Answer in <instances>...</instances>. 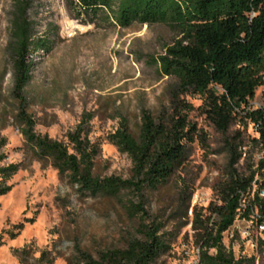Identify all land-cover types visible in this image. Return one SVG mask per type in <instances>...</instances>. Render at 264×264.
I'll use <instances>...</instances> for the list:
<instances>
[{"label":"rangeland","instance_id":"1","mask_svg":"<svg viewBox=\"0 0 264 264\" xmlns=\"http://www.w3.org/2000/svg\"><path fill=\"white\" fill-rule=\"evenodd\" d=\"M14 2L0 0V165L19 163L6 180L11 189L0 196V264H78L76 247L94 257L122 247L138 235L140 219L113 196L79 194L66 174H59L49 159L38 158L26 142L16 118L7 46ZM72 5V0H31L28 17L37 36L50 40V48L30 53L24 106L35 133L67 142V133L80 126L97 148L94 175L128 178L130 160L110 136L121 119L136 135L142 109L154 113L168 104L167 88L176 80L160 75L152 58L164 52L174 33L160 23L133 22L123 28L103 18H76ZM186 98L194 106L189 119L205 132V140L195 139L186 163L165 184L143 192L145 222H159L168 244L153 264H198L193 211L217 201L213 186L228 161L224 136L198 108L201 99ZM262 102L264 85L256 88L249 105L256 108ZM237 130L243 153L235 166L248 173L261 155L251 142L257 134L251 123L243 127L240 116L228 136ZM120 197L138 200L128 190H121ZM245 224L238 220L231 230ZM260 235L251 242L235 232L223 235V243L235 256H253L254 264H264V242H259L264 233Z\"/></svg>","mask_w":264,"mask_h":264},{"label":"trees","instance_id":"2","mask_svg":"<svg viewBox=\"0 0 264 264\" xmlns=\"http://www.w3.org/2000/svg\"><path fill=\"white\" fill-rule=\"evenodd\" d=\"M30 3L15 0L7 45L12 63L11 92L18 100L16 118L23 125L26 142L38 158L49 159L59 174H66L79 194L113 196L130 215L140 219L138 235L122 247L106 249L97 257L76 247L78 264H153L167 251L161 224L145 222L143 192L165 184L184 166L195 139L205 140V132L189 119L194 106L186 96L193 95L201 99V113L224 136L228 156L225 170L213 186L217 201L193 211L191 227L198 264H254L253 256H235L226 248L223 235L238 217H248L250 208L262 211L264 205V197L258 194L264 187V102L256 108L249 105L256 88L264 85V0H72L76 18H103L123 28L133 22L160 23L174 33L164 52L152 58L160 75L176 80L167 88L168 104L154 113L142 109L136 135L121 119L110 136L118 151L130 160L128 178L94 175L97 148L80 126L67 133V142L34 132L23 90L33 65L30 53L48 51L50 40L35 33L27 14ZM237 116L244 128L252 124L257 135L251 142L261 151L248 173L235 166L243 153L239 130L228 136ZM3 157L0 154V162ZM18 169L19 163L0 165V196L11 189L6 180ZM121 190L132 191L137 202L122 199ZM241 199L247 206L238 216Z\"/></svg>","mask_w":264,"mask_h":264},{"label":"built area","instance_id":"3","mask_svg":"<svg viewBox=\"0 0 264 264\" xmlns=\"http://www.w3.org/2000/svg\"><path fill=\"white\" fill-rule=\"evenodd\" d=\"M255 186L252 188V191L254 190ZM259 196L264 197V187L259 189L258 192ZM246 203L243 199L240 200V210L238 212L239 214L246 208ZM238 220L244 221L246 224L243 227L236 226L234 229L231 230V228L228 231V235L232 237L235 232L242 235L244 239H247L248 241L253 242L254 240L258 239L257 235H260L261 233H264V205H262V211L259 210L258 207L250 208L248 211V217H238L233 225H235V222ZM261 237V235H260Z\"/></svg>","mask_w":264,"mask_h":264}]
</instances>
